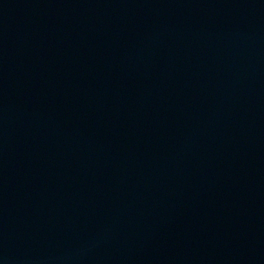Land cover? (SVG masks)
Returning a JSON list of instances; mask_svg holds the SVG:
<instances>
[{"label":"water","instance_id":"water-1","mask_svg":"<svg viewBox=\"0 0 264 264\" xmlns=\"http://www.w3.org/2000/svg\"><path fill=\"white\" fill-rule=\"evenodd\" d=\"M0 264H264V0H0Z\"/></svg>","mask_w":264,"mask_h":264}]
</instances>
